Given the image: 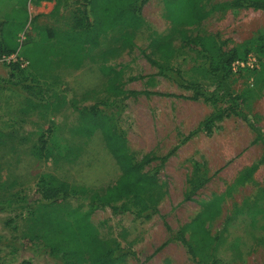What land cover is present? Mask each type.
<instances>
[{"label": "rangeland", "instance_id": "rangeland-1", "mask_svg": "<svg viewBox=\"0 0 264 264\" xmlns=\"http://www.w3.org/2000/svg\"><path fill=\"white\" fill-rule=\"evenodd\" d=\"M230 1L202 4L208 10ZM75 2L0 0V28L3 24L2 30L12 33L17 46L12 54L0 55V202L11 203L0 209V236L8 244L0 245V264H60L45 244H59L66 234L61 220L74 225L73 237L81 244L98 236L112 248H130L135 256L122 264H163L166 259L196 264L176 236L208 212L213 216L205 218L206 227L215 238L218 264H264V150L254 142V131L230 117L188 139L221 105L190 100V91L158 75V66L150 62L179 70L186 80L211 90L215 81L203 59L182 46L177 29L191 37L216 35L224 49H239L241 56L231 65L232 89L244 98L249 124L264 130V57L253 51L264 30V11L218 9L199 24L174 28L163 1L146 0L139 29L117 27L91 47L65 36L76 15ZM127 35L129 43L124 42ZM167 39L172 51L160 58L153 44ZM110 85L120 94L109 93ZM131 91L154 95L130 96ZM112 102L115 107L109 106ZM91 106L114 115L138 161L152 159L144 170L126 165L120 172L98 127L101 122L89 118ZM156 168L157 175L145 172ZM195 173L205 178L204 185L189 193L188 179ZM116 180L123 199L164 192L148 211L149 219L138 215L129 200L90 210L89 196ZM59 182L76 193L43 207L42 189ZM85 215V225H76ZM39 235L47 240L20 247L22 240ZM184 236L188 239L189 233ZM63 247L69 251V245Z\"/></svg>", "mask_w": 264, "mask_h": 264}, {"label": "trees", "instance_id": "trees-1", "mask_svg": "<svg viewBox=\"0 0 264 264\" xmlns=\"http://www.w3.org/2000/svg\"><path fill=\"white\" fill-rule=\"evenodd\" d=\"M167 18L171 22L174 28L182 26H192L199 24L205 18H207L213 11L218 9H241L252 8L254 10L264 11V0H231L227 3L214 4L208 10L204 9L202 4L203 0H162ZM146 0H78L75 2L76 15L66 32L65 36L71 41L81 44L90 45L96 47L99 44L101 37H103L110 30L117 27H124L125 29L136 30L139 29L143 22L141 17V8ZM0 32V55H10L16 50L15 39L11 34L8 36V32L2 30ZM180 37V42L183 47L194 50L204 61V70L215 81L213 89L209 90L204 88L200 84L186 80L181 76L179 70L164 69L156 61L150 60L151 63L158 66V75L174 82L179 88L190 91L192 95L190 100L197 101L202 99L213 105L220 104L221 106L213 113L204 118L197 126V128L190 132L188 139L195 136L197 133L205 130L209 131L215 122L230 117H237L243 122L251 126L255 133L254 142L261 144L264 150V130L260 128H254L249 124V118L242 110V105L245 103L242 95H236L232 89L231 83V65L241 55L239 49H224L223 43L216 35H197L188 36L182 30L177 29ZM6 36V37H5ZM131 41V35H127L124 38L125 43ZM156 41V40H155ZM155 49L153 53L159 55L160 58H167L172 51L171 43L155 42L153 44ZM248 51V50H247ZM253 51L258 55L264 57V30L260 31L255 41L253 42ZM107 68H102L103 73H107ZM3 88V86L1 87ZM117 86H108L109 93H119ZM130 96L154 95L152 92L141 91L129 92ZM117 102H112L109 106H116ZM89 112V118L92 121H99L98 127L101 129L105 144L109 152L113 155L120 172L126 165L132 167L136 172L144 170L145 165L151 163L152 159L143 158L138 161L134 154L129 150L127 146V140L124 132L119 128L117 121L113 114H109L106 111L98 110L97 107L91 106L86 109ZM109 114V115H108ZM2 139V130L0 129V140ZM174 152H170L167 156L161 158L164 162ZM264 157V154H263ZM125 164V165H124ZM124 166V168H123ZM153 172V175H157L159 169L145 171L147 173ZM146 173V174H147ZM122 175V174H121ZM114 181L111 185H108L101 190L94 191L89 196V208L90 210H96L99 207H111L112 203L119 200L130 201L134 207L138 208V215L143 216L145 219H149L150 211L159 200L162 198V194L156 196L155 193H141L139 195H133L131 198L123 199L118 193V187ZM203 180H200L197 174H193L188 179L189 193H195L201 187H203ZM143 191H145L143 189ZM76 190L70 185L59 182L53 186H48L42 189L41 201L43 207H52L59 203L64 202L73 196ZM10 200L0 202V209L10 207ZM149 201V202H147ZM113 209V208H112ZM213 213H206V217H212ZM85 218L76 223V225H82ZM206 217L202 213L198 214L188 224L183 226L177 233L176 238L188 249V252L196 264H218V261L214 258L213 244L215 238L211 235L210 231L206 227ZM62 231L66 232L61 236L59 244L52 242H46L48 247V253L55 258L60 259V264H122L129 256H135L134 252L130 248L125 247H110L105 241L98 236L90 237L85 243L81 244L79 240L74 239L75 227L69 221L61 220ZM85 225V223H84ZM83 225V226H84ZM85 229V228H84ZM189 233L188 239L185 238V233ZM46 236H34L26 240H22L21 248H30L29 244L42 242ZM5 240L0 236V245L5 244ZM16 240L14 239V242ZM35 241V242H34ZM69 245V251L63 247V245ZM18 246L14 244V251L18 250ZM163 264H170L169 260H164Z\"/></svg>", "mask_w": 264, "mask_h": 264}]
</instances>
